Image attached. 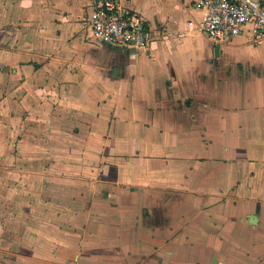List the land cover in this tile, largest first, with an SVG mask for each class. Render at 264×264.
Masks as SVG:
<instances>
[{"label": "crops", "instance_id": "obj_1", "mask_svg": "<svg viewBox=\"0 0 264 264\" xmlns=\"http://www.w3.org/2000/svg\"><path fill=\"white\" fill-rule=\"evenodd\" d=\"M98 1L0 0V264H264V37L119 0L149 45H106Z\"/></svg>", "mask_w": 264, "mask_h": 264}, {"label": "built area", "instance_id": "obj_2", "mask_svg": "<svg viewBox=\"0 0 264 264\" xmlns=\"http://www.w3.org/2000/svg\"><path fill=\"white\" fill-rule=\"evenodd\" d=\"M194 7L205 12L202 29L214 42L238 36L247 27L264 37V0H195ZM87 23L92 38L103 44L136 49L149 45L143 21L119 0H99Z\"/></svg>", "mask_w": 264, "mask_h": 264}, {"label": "rangeland", "instance_id": "obj_3", "mask_svg": "<svg viewBox=\"0 0 264 264\" xmlns=\"http://www.w3.org/2000/svg\"><path fill=\"white\" fill-rule=\"evenodd\" d=\"M21 257V256H20ZM25 257V256H24ZM41 257H43V259H45L46 260V257L47 256H41ZM49 257V256H48ZM20 259H25V258H20ZM4 261H8L7 259H6V256H0V262H4ZM10 261H13V260H10Z\"/></svg>", "mask_w": 264, "mask_h": 264}, {"label": "water", "instance_id": "obj_4", "mask_svg": "<svg viewBox=\"0 0 264 264\" xmlns=\"http://www.w3.org/2000/svg\"><path fill=\"white\" fill-rule=\"evenodd\" d=\"M214 52H215V56H217L219 53V44H216Z\"/></svg>", "mask_w": 264, "mask_h": 264}]
</instances>
